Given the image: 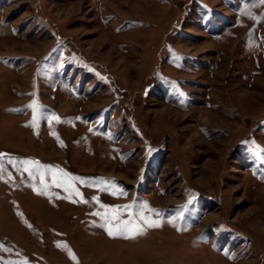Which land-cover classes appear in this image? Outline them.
I'll return each mask as SVG.
<instances>
[{
	"label": "rangeland",
	"instance_id": "obj_1",
	"mask_svg": "<svg viewBox=\"0 0 264 264\" xmlns=\"http://www.w3.org/2000/svg\"><path fill=\"white\" fill-rule=\"evenodd\" d=\"M0 264H264V0H0Z\"/></svg>",
	"mask_w": 264,
	"mask_h": 264
},
{
	"label": "snow or ice",
	"instance_id": "obj_2",
	"mask_svg": "<svg viewBox=\"0 0 264 264\" xmlns=\"http://www.w3.org/2000/svg\"><path fill=\"white\" fill-rule=\"evenodd\" d=\"M59 186V185H58ZM108 234L110 236L112 235H120V234H123V231L120 229V228H117L115 231H113L111 228L109 229L108 231Z\"/></svg>",
	"mask_w": 264,
	"mask_h": 264
}]
</instances>
